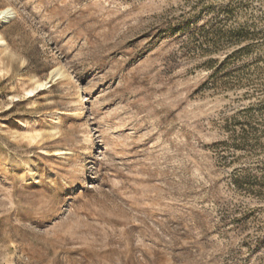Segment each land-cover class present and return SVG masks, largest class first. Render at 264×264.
Returning <instances> with one entry per match:
<instances>
[{
  "label": "rangeland",
  "instance_id": "1",
  "mask_svg": "<svg viewBox=\"0 0 264 264\" xmlns=\"http://www.w3.org/2000/svg\"><path fill=\"white\" fill-rule=\"evenodd\" d=\"M5 6L0 264H264V0Z\"/></svg>",
  "mask_w": 264,
  "mask_h": 264
},
{
  "label": "bare ground",
  "instance_id": "2",
  "mask_svg": "<svg viewBox=\"0 0 264 264\" xmlns=\"http://www.w3.org/2000/svg\"><path fill=\"white\" fill-rule=\"evenodd\" d=\"M14 15H15L14 9L11 6H5V7L0 8V27L2 26V24L6 23L10 19H12L14 17ZM5 46H6L5 39L2 37V35L0 33V52L5 48ZM50 74H52L53 80H59L62 84H64L65 80L71 78L63 66L53 68L52 71L50 72ZM48 83H46V81H42V82L38 81L37 83H35L34 87H32L26 91V94L31 96V95H34L38 90H40V91L45 90ZM71 100L73 102L71 106L75 107V109L68 112L64 117H60L59 115H57V116L55 115V117L52 119L51 124L57 125V124H61V123H67V122L74 121L80 117V115H81V111H80L81 96H80V92H79L78 88L75 89V94L71 98ZM38 122H34L33 124H36ZM21 127H22L21 135H23L24 137H27V138H31L32 136L30 135V129L31 128L36 129L39 127V125H37L36 127H30L29 123H23L21 125ZM85 128H86V131H89V129H90L88 125ZM90 140H91L90 137H88V136L85 137V141H90ZM70 153H71L70 151L62 152L60 150L56 152L57 155H61V156L67 155Z\"/></svg>",
  "mask_w": 264,
  "mask_h": 264
}]
</instances>
